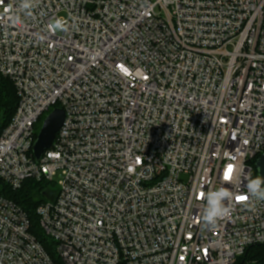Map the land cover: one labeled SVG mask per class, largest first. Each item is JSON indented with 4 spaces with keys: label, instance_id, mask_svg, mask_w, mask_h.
Instances as JSON below:
<instances>
[{
    "label": "built area",
    "instance_id": "2783aa9c",
    "mask_svg": "<svg viewBox=\"0 0 264 264\" xmlns=\"http://www.w3.org/2000/svg\"><path fill=\"white\" fill-rule=\"evenodd\" d=\"M19 4L0 0V74L18 97L0 182L53 187L36 215L55 258L0 195V264H257L244 257L264 246V201L233 200L209 228L198 197L244 194L258 176L264 0H36L31 15ZM56 19L66 30L49 29ZM56 108L64 123L37 162Z\"/></svg>",
    "mask_w": 264,
    "mask_h": 264
},
{
    "label": "trees",
    "instance_id": "16d2710c",
    "mask_svg": "<svg viewBox=\"0 0 264 264\" xmlns=\"http://www.w3.org/2000/svg\"><path fill=\"white\" fill-rule=\"evenodd\" d=\"M18 104V97L13 83L0 74V131L11 121ZM53 187L46 182L27 181L22 189L14 191L0 182V195L18 203L27 212L31 221V232L53 258V243L43 234L36 215L37 207L47 199V190ZM245 261H255L264 264V246L252 247L244 257Z\"/></svg>",
    "mask_w": 264,
    "mask_h": 264
},
{
    "label": "clouds",
    "instance_id": "9594fccd",
    "mask_svg": "<svg viewBox=\"0 0 264 264\" xmlns=\"http://www.w3.org/2000/svg\"><path fill=\"white\" fill-rule=\"evenodd\" d=\"M36 0H20L19 11L25 12L31 15V10L35 7ZM14 23H22L21 17L16 14L10 17ZM49 29L52 32L56 30H66L65 21L63 19H56L54 23L50 24ZM235 134L233 135V139ZM231 171L228 172V169ZM228 173L225 178V173ZM222 177L223 181L231 183L237 172L236 166H229ZM247 180L246 188L247 192L240 195H235L233 191L225 186H221L216 190H209L207 192L201 191L199 193V199L206 201L200 215V219L205 227L215 228L218 222L230 215L232 210L233 200L240 203H248L249 201H264V176H256L251 178L245 177Z\"/></svg>",
    "mask_w": 264,
    "mask_h": 264
},
{
    "label": "water",
    "instance_id": "95a60500",
    "mask_svg": "<svg viewBox=\"0 0 264 264\" xmlns=\"http://www.w3.org/2000/svg\"><path fill=\"white\" fill-rule=\"evenodd\" d=\"M64 120L65 113L60 108L53 109L46 115L32 149L37 162L41 159L43 153L53 144L55 136L63 125ZM256 168L258 176H264V154L257 160ZM55 195L45 194L50 200L54 199Z\"/></svg>",
    "mask_w": 264,
    "mask_h": 264
},
{
    "label": "rangeland",
    "instance_id": "374dc122",
    "mask_svg": "<svg viewBox=\"0 0 264 264\" xmlns=\"http://www.w3.org/2000/svg\"><path fill=\"white\" fill-rule=\"evenodd\" d=\"M54 181H55V182H58V181H59V176H58V175H56V176L54 177ZM249 264H254V263H249Z\"/></svg>",
    "mask_w": 264,
    "mask_h": 264
},
{
    "label": "snow or ice",
    "instance_id": "6c2138e0",
    "mask_svg": "<svg viewBox=\"0 0 264 264\" xmlns=\"http://www.w3.org/2000/svg\"><path fill=\"white\" fill-rule=\"evenodd\" d=\"M230 171H231V168L228 169V172H230ZM227 176H228V173L226 172L225 173V178H227Z\"/></svg>",
    "mask_w": 264,
    "mask_h": 264
}]
</instances>
